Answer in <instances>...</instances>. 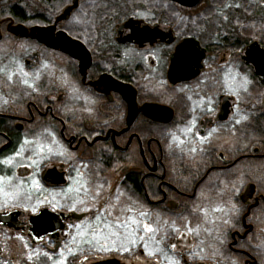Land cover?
<instances>
[{
    "label": "flooded vegetation",
    "instance_id": "flooded-vegetation-1",
    "mask_svg": "<svg viewBox=\"0 0 264 264\" xmlns=\"http://www.w3.org/2000/svg\"><path fill=\"white\" fill-rule=\"evenodd\" d=\"M0 177V264H264V0H0Z\"/></svg>",
    "mask_w": 264,
    "mask_h": 264
},
{
    "label": "snow or ice",
    "instance_id": "snow-or-ice-1",
    "mask_svg": "<svg viewBox=\"0 0 264 264\" xmlns=\"http://www.w3.org/2000/svg\"><path fill=\"white\" fill-rule=\"evenodd\" d=\"M25 75H27V73H25ZM11 78H12L11 76L8 77L9 80H11ZM24 83L27 84L28 82L25 80ZM29 86L31 87V85H29ZM188 131H191V129H188ZM25 143L27 144V143H30V142L26 140ZM40 150H41V152L43 151V146H40ZM22 151H23V149L18 151L16 153V156H20ZM51 151H52V149L49 147L48 148V152L51 153ZM193 151H195V149H193ZM58 154L62 155L63 153H58ZM3 163L7 164V165H11L13 163V159L12 158L6 159V160L3 161ZM32 163L38 165L39 161H32ZM22 166H24V165H22ZM27 166L30 167L31 165H27ZM4 182H5V178L4 177H0V185H2ZM32 184L36 188L40 187L39 182L36 181V180H33ZM101 187H102V185H101ZM81 188L83 189L85 194L88 192V188L85 186V184H81ZM80 190L81 189H69L68 191H77V192H79ZM0 192H3L6 197L13 195L12 193L5 192L3 187H0ZM56 195H58V194L54 193L53 194V200L49 201V203L53 204V211L57 210L56 209V204L59 203L55 199ZM99 195H100V193L96 192V196H99ZM79 203L84 204L85 201L84 200H80ZM61 207H63V205H61ZM33 210H35V209H33ZM71 210H74V209H71ZM85 210L88 211L89 209H85ZM214 210L215 211H221L220 208H216ZM105 211H107V209H105ZM127 211L131 212L132 209L128 208ZM139 215H140V217H145L146 213L141 212ZM204 215L207 216L208 213L205 212ZM104 220H105L104 229H107V235L103 236V239H105V240L111 239L112 237H115L116 239H121L122 238L124 240H127L130 244L135 245L137 243V238L140 241H145L146 237H148L149 239L155 240L156 239V233L160 231L159 228L154 227L151 223H149L147 221H142L140 219H136L134 217H126L124 220H121L120 217H115L113 221H109L107 219V217H105ZM100 221H101V214H98L96 216L97 227H93V229H92L94 238H96V233L99 230L98 226L100 224ZM77 228L79 229L80 226L77 225ZM121 229L123 230V233H121V231H120ZM172 230L174 232H177V233L180 232V229L176 228V227H173ZM186 230H187L188 234L192 233L193 231H195L197 235L199 234V229L198 228H193L191 226H186ZM100 231H102V230H100ZM141 231L143 232V235H140V236L137 237V233H139ZM144 247L147 250V247H148L147 242L144 243ZM171 248L173 250H175L176 245L172 244ZM127 250L128 249L126 248L125 251H127ZM158 251H160V250L158 249ZM69 252L71 254V249H69ZM146 254L147 255H154L155 253L150 252V251H146ZM165 259L168 260L169 264H179V261L174 260L171 257H168L167 255H165ZM59 264H65V261L61 260L59 262Z\"/></svg>",
    "mask_w": 264,
    "mask_h": 264
},
{
    "label": "rangeland",
    "instance_id": "rangeland-1",
    "mask_svg": "<svg viewBox=\"0 0 264 264\" xmlns=\"http://www.w3.org/2000/svg\"><path fill=\"white\" fill-rule=\"evenodd\" d=\"M34 146L32 145H28L25 147V152H23V154L25 153L26 154V166L27 165H31L30 167H28V170H29V173L27 175V185H28V189L29 191H33L35 192V186H33L32 184V181L33 180H36L35 178V175H34V171L35 168L37 167V164H33L32 161H35L36 159V153H35V150H34ZM24 165L23 163H21L18 159L15 160V163L13 162V165L12 167L16 166V165ZM37 181V180H36ZM132 244H130L129 242H123L122 245L116 247L117 248V251L119 252L118 254L114 253V255H117L119 258H121L122 260L126 261L127 263H130V262H136L138 264H147V259L146 258H141V257H137L134 253H133V247H131ZM126 246H129V248H127L128 250L125 251L126 249ZM123 249V250H122ZM123 251V252H121ZM102 257H104V255L102 254ZM90 261H94V260H97L99 258H101L100 256H97V257H90ZM89 260V258H88ZM81 264H87L86 262H82Z\"/></svg>",
    "mask_w": 264,
    "mask_h": 264
},
{
    "label": "water",
    "instance_id": "water-1",
    "mask_svg": "<svg viewBox=\"0 0 264 264\" xmlns=\"http://www.w3.org/2000/svg\"><path fill=\"white\" fill-rule=\"evenodd\" d=\"M149 110H150L149 114L151 116H154V117H156L159 120H163V113H164L163 112V107L157 106V107H155V109H149ZM46 177L50 181L53 180L55 182H58L57 181V176L52 175L51 172H48V174L46 175ZM79 217H80V215L77 216V218H79Z\"/></svg>",
    "mask_w": 264,
    "mask_h": 264
}]
</instances>
